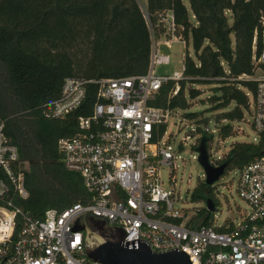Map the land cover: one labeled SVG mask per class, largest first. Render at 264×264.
Instances as JSON below:
<instances>
[{"label": "trees", "instance_id": "obj_1", "mask_svg": "<svg viewBox=\"0 0 264 264\" xmlns=\"http://www.w3.org/2000/svg\"><path fill=\"white\" fill-rule=\"evenodd\" d=\"M145 9L148 20L139 0H0V119L7 122L6 135L17 146L20 162L29 167V198L16 202L29 216L41 219L48 210L62 211L86 197L81 177L65 169L58 150L61 139L76 133L79 113L66 120L50 116L64 81L145 75L152 36L160 40L170 35L161 21L167 13L174 17L176 34L192 42L195 59L185 53L186 79L179 82L178 94L170 97L175 82L165 84L152 105L186 111L203 94L194 86H212L214 95L207 101L218 112L219 138L238 134L237 125L246 121V91L254 93L257 86L248 78L254 75L252 44L256 30L261 31L264 0H147ZM185 116L199 118L196 113ZM202 124L207 121H198ZM199 126L193 150L202 145L210 156L214 137ZM167 128L159 126L156 141ZM263 156L264 133L256 145L234 144L218 161L226 164L220 180ZM215 190L205 182L194 189L193 204L211 201L215 209H198L192 227L213 226Z\"/></svg>", "mask_w": 264, "mask_h": 264}, {"label": "built area", "instance_id": "obj_2", "mask_svg": "<svg viewBox=\"0 0 264 264\" xmlns=\"http://www.w3.org/2000/svg\"><path fill=\"white\" fill-rule=\"evenodd\" d=\"M144 14L148 20L146 9ZM161 21L170 35L161 40L152 36L145 75L67 78L53 103L50 116L55 120L79 113L76 133L61 139L58 150L65 169L81 177L83 200L62 211L48 210L41 219L25 213L16 202L29 198V167L20 162L17 146L6 135L7 122L0 119V264H100L86 254L85 232L70 230L78 219L80 226L93 229L90 217L105 222L107 235L112 234L110 228H121L125 242L142 240L155 252L178 248L192 264H264V156L237 170V193L250 209L241 218L218 224L215 215L212 227H192L186 212L175 208L179 202L174 176L177 158L164 140L167 132L156 141L157 129L168 126L174 111L152 103L170 82L176 83L170 93L175 97L179 82L186 79L185 54L181 72L157 75L158 65L171 63L161 47L182 44L186 48L188 42L176 34L171 13ZM260 24L261 31L256 30L252 44L254 75L248 78L257 86L254 93L246 91L247 116L256 135L250 143L255 145L264 133V13ZM209 130L205 128L207 134ZM212 154L213 150L210 164L218 167L223 157ZM162 168L169 171V188L162 182Z\"/></svg>", "mask_w": 264, "mask_h": 264}, {"label": "rangeland", "instance_id": "obj_3", "mask_svg": "<svg viewBox=\"0 0 264 264\" xmlns=\"http://www.w3.org/2000/svg\"><path fill=\"white\" fill-rule=\"evenodd\" d=\"M141 7L145 10V5L142 0H139ZM231 21V20H230ZM232 22V21H231ZM165 36L162 38L164 39ZM161 40V39H160ZM161 51L164 54H168L171 57V63L169 65H158L156 67V73L159 76H172L174 72H181L183 65V55L188 52L190 57L195 59V52L192 42L184 48L182 44H174L171 49L165 46L161 47ZM201 90L203 94L196 100L190 102L191 108L184 110H174L171 115L170 122L167 128V134L164 140L168 144L169 150L173 151L177 158V169L174 173L176 184V197L179 202L175 203V208L187 211L186 216L189 221L196 215L198 209L206 208V204H193L191 202V195L194 189L200 182H205L206 173L199 163V152L193 150V145L196 143L195 131L198 128V121L205 120L207 124L199 126L203 131L208 127L210 130L209 135L214 137L212 145L213 154L212 157L218 158L224 157L231 150L232 146L236 143H250L252 138L256 135L252 130L250 117L246 116V121L237 125V129L241 131L234 134L232 137L223 141L219 138L217 132V126L215 116L218 112H214V104L209 103L208 98L212 97L214 93L211 91L212 86H194ZM191 88L186 85V95ZM196 113L199 118L194 121H190L186 118V114ZM223 124H227L226 121ZM197 156V159H194ZM161 178L167 188L170 187L171 177H169V171L166 168L161 169ZM237 171L231 172L227 177L218 181L214 187L215 196L218 200V207L216 212V221L218 224H222L227 219H239L241 215H246L250 209L248 205L239 197L237 193ZM173 185V184H172Z\"/></svg>", "mask_w": 264, "mask_h": 264}, {"label": "water", "instance_id": "obj_4", "mask_svg": "<svg viewBox=\"0 0 264 264\" xmlns=\"http://www.w3.org/2000/svg\"><path fill=\"white\" fill-rule=\"evenodd\" d=\"M198 152L199 163L206 173L205 183L213 186L223 176L226 164L212 166L208 153L202 145ZM205 204L209 211L214 212L215 207L211 201H206ZM78 221L79 219L70 230L85 232L86 254L94 262L100 264H192L189 257L178 248L155 252L145 241L125 242L126 234L121 228H110L112 234H105L104 221L97 222L90 217L89 221L93 229L86 225L80 226Z\"/></svg>", "mask_w": 264, "mask_h": 264}, {"label": "crops", "instance_id": "obj_5", "mask_svg": "<svg viewBox=\"0 0 264 264\" xmlns=\"http://www.w3.org/2000/svg\"><path fill=\"white\" fill-rule=\"evenodd\" d=\"M142 2H143V4L146 6V2H147V0H142ZM185 4H186V6L189 8V4H188L187 1H185ZM192 22L195 23L194 19H192Z\"/></svg>", "mask_w": 264, "mask_h": 264}, {"label": "flooded vegetation", "instance_id": "obj_6", "mask_svg": "<svg viewBox=\"0 0 264 264\" xmlns=\"http://www.w3.org/2000/svg\"><path fill=\"white\" fill-rule=\"evenodd\" d=\"M92 221V220H91Z\"/></svg>", "mask_w": 264, "mask_h": 264}]
</instances>
